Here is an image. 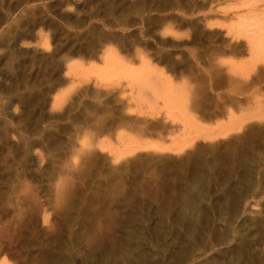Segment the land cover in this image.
<instances>
[{
    "label": "rangeland",
    "instance_id": "obj_1",
    "mask_svg": "<svg viewBox=\"0 0 264 264\" xmlns=\"http://www.w3.org/2000/svg\"><path fill=\"white\" fill-rule=\"evenodd\" d=\"M245 1L0 0V264H264Z\"/></svg>",
    "mask_w": 264,
    "mask_h": 264
},
{
    "label": "bare ground",
    "instance_id": "obj_2",
    "mask_svg": "<svg viewBox=\"0 0 264 264\" xmlns=\"http://www.w3.org/2000/svg\"><path fill=\"white\" fill-rule=\"evenodd\" d=\"M263 1L264 0H246L242 5L245 10L239 15L236 23L232 24L229 28V32L235 33L236 35L242 36L243 38L246 39L249 45L251 54L253 55L254 58H258V59L264 58V6H263V9L259 10V12H256V11L260 7L259 3ZM184 144L185 143H181L177 146L178 148H183V146H186V144L185 145ZM110 242H107V243H110ZM113 246L116 247V245L114 244L112 245V247ZM107 247L111 248V246H107ZM110 252H111V249H110ZM114 255H115V252H114Z\"/></svg>",
    "mask_w": 264,
    "mask_h": 264
}]
</instances>
